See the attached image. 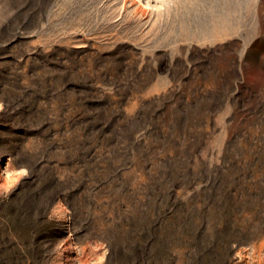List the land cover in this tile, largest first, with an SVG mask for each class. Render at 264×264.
Instances as JSON below:
<instances>
[{
	"label": "rangeland",
	"instance_id": "1",
	"mask_svg": "<svg viewBox=\"0 0 264 264\" xmlns=\"http://www.w3.org/2000/svg\"><path fill=\"white\" fill-rule=\"evenodd\" d=\"M0 264H264V0H0Z\"/></svg>",
	"mask_w": 264,
	"mask_h": 264
}]
</instances>
